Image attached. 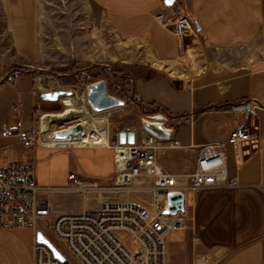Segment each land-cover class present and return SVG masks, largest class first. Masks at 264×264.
<instances>
[{"label":"crops","instance_id":"obj_1","mask_svg":"<svg viewBox=\"0 0 264 264\" xmlns=\"http://www.w3.org/2000/svg\"><path fill=\"white\" fill-rule=\"evenodd\" d=\"M49 1L0 0V131L18 118L32 130L35 107L45 104L41 93L53 89L44 86L38 69L69 64L71 58L129 68L135 81L132 101L139 108V103L159 105L169 118L167 136L178 145L162 150L159 160L171 172L193 169L190 146L224 141L247 124L255 136L238 151L228 148V174L237 183L188 191L187 227L170 231L167 264H264V0H176L167 11L164 0H88L104 13L120 50L113 42L102 48L91 35H80L85 20L78 18L76 29L69 16L56 21ZM161 11L186 13L197 34L177 39L156 19ZM74 30L79 34L72 35ZM248 104L249 110L236 108ZM150 123L164 125L159 118ZM138 126L121 127L113 140ZM89 144L96 143L48 140L31 148L0 135L3 152L16 154L0 163L34 158L37 180L45 186L67 185L71 172L108 185L115 173L114 149ZM49 197L52 219L77 212L60 209L57 193ZM33 241L30 228H0V264H33Z\"/></svg>","mask_w":264,"mask_h":264},{"label":"built area","instance_id":"obj_2","mask_svg":"<svg viewBox=\"0 0 264 264\" xmlns=\"http://www.w3.org/2000/svg\"><path fill=\"white\" fill-rule=\"evenodd\" d=\"M168 9L166 7V11ZM171 13L168 16L163 11L158 12L156 19L177 39L197 34L195 22L186 13ZM44 84L48 86L47 82ZM135 133L134 143H120L117 137L112 142L115 173L110 185L71 172L67 185L45 186L37 180L34 158L9 165L0 163V228L34 231L33 264H63L49 245L38 239V233L71 264H167L170 231L187 227L188 191L236 184V179L228 174V148L238 151L244 142L255 136L247 124H242L224 141L190 146L195 154L194 167L191 172L180 174L167 170L159 160L162 149L176 147V141L149 129L146 123ZM0 135L17 137L25 147L42 146L35 131L25 129L19 118L13 126L2 129ZM2 152L0 148V154ZM171 191L185 194L184 211L165 213ZM60 192H74L84 203L94 199L97 204L52 219L54 204L49 195ZM100 192L113 199L100 198ZM133 192L141 193L148 207L137 201L117 198V195ZM125 238H131L135 247H127Z\"/></svg>","mask_w":264,"mask_h":264},{"label":"rangeland","instance_id":"obj_3","mask_svg":"<svg viewBox=\"0 0 264 264\" xmlns=\"http://www.w3.org/2000/svg\"><path fill=\"white\" fill-rule=\"evenodd\" d=\"M48 5L54 8L53 15L56 21H66L69 16L70 24L75 29L77 28L75 22L78 18L85 20V22L81 21V25L78 26L81 28L80 30H83L82 33L80 32V35L82 34L84 37L91 35L90 37L95 42H98L102 48L106 47V43L108 42H113V47H117V50H120V48L123 47L115 38L104 13L100 12L97 7L94 6V4L89 3L88 0H51L48 2ZM74 33L79 34V31L74 30L72 35H74ZM73 54V51H70V55L72 56ZM72 59L74 60V63H72ZM69 61H71L69 64L57 65L53 68H46L41 65L42 68L38 69V75L43 83H48L49 90L50 88H53L52 90L68 89L73 91L74 95L70 97L77 98L76 100H79L78 102L83 101L85 108L81 109L82 111L73 112V118L61 120L57 116L59 114H65L67 111H71L72 108L75 109L78 105L76 100L71 104H67L63 100L68 96H63L57 101H45V104L42 106L37 105L34 110V124L32 130H34L39 137L40 143L54 138V132L70 125H75V131L81 130L80 122L83 119V116L86 118V121L88 120L90 122L93 120L95 123L97 121L98 127L101 126L100 128L103 129L107 128L110 138L108 144L110 145L113 144L112 142L113 138L116 136V132L126 125L138 124L139 126L135 129V132L138 133L140 126H142L143 123L147 124L159 118L166 128H170L171 123L168 116L162 111H159L156 105L146 106L147 109H142L138 107L136 101H132L134 98L133 87L135 81L129 77V75H131L129 68H124L123 66L118 65V63L115 64L114 61L106 62V64L81 63L79 60H77L79 62H75V58H71ZM98 81H105L107 92L111 96L123 100V104L103 111L94 109L88 97V89L91 84ZM159 116H161V118ZM37 123H39L41 127H39ZM43 128L45 129L43 130ZM14 156H16V154L13 153L11 149H6L0 154V158L2 157L1 159L3 162L11 160ZM187 163L190 164V161ZM191 171L192 170L188 168L184 173H189ZM57 195L58 198L56 199V202L60 203L59 208L66 212L69 210H75L78 212L83 209L84 206L93 208L97 204L94 199L87 200L84 203L80 197L79 200L64 192L57 193ZM187 195L188 199H191V193L188 192ZM123 197H128L125 200L130 199L132 201H137L148 207V204L143 200L141 193H124ZM124 242L130 249L135 247V243L131 238H125ZM61 244L66 246L64 240H61Z\"/></svg>","mask_w":264,"mask_h":264},{"label":"water","instance_id":"obj_4","mask_svg":"<svg viewBox=\"0 0 264 264\" xmlns=\"http://www.w3.org/2000/svg\"><path fill=\"white\" fill-rule=\"evenodd\" d=\"M176 0H164V3L167 7H173ZM74 92L68 89H55L52 91H45L42 92L40 98L43 101H57L61 99L63 96H72ZM88 97L89 100L94 107V109L98 111H103L112 107L119 106L123 104V100L118 99L114 96H111L107 92V85L105 81H98L89 86L88 89ZM237 109H246L249 110L251 105H237ZM146 126L149 129L157 130L162 132L164 135L169 134V130L166 129L162 124H151L147 123ZM136 133L135 131L125 129L117 134V139L120 143H134L135 142ZM185 210V194L182 191H171L168 193V206L165 210L167 214H175L178 211ZM38 239L42 242H45L49 245V247L54 252V255L60 259L63 264H71L61 252L48 240L46 239L41 233H38Z\"/></svg>","mask_w":264,"mask_h":264},{"label":"bare ground","instance_id":"obj_5","mask_svg":"<svg viewBox=\"0 0 264 264\" xmlns=\"http://www.w3.org/2000/svg\"><path fill=\"white\" fill-rule=\"evenodd\" d=\"M77 98L73 97H66L64 98V102L67 104H71L73 101H75ZM77 101V100H76ZM79 101V100H78ZM77 107L74 109L72 108L71 111H67L65 114H59L57 117L59 119H71L73 118V112L76 111H82L81 109L85 108V104L83 101L78 102ZM83 114V113H82ZM77 117V116H76ZM155 117V116H154ZM86 118L83 116V119L81 120V130H74L75 125H70L64 129L58 130L54 132V138H51L50 140H53V143H61V144H71L75 146H81L86 143H96V144H108L109 142V135L108 130L98 127L97 121L96 123L92 121H86ZM88 119V118H87ZM39 127H41L40 124H38ZM45 128H43L44 130ZM55 141V142H54ZM43 142V141H42ZM47 142V141H46ZM46 142L41 143L42 146H46ZM59 147H71V146H59ZM104 193L100 192V198H103ZM124 195L120 194L117 195V198L120 199V197ZM120 196V197H119ZM123 197V196H122ZM113 199V198H112ZM124 199V198H121Z\"/></svg>","mask_w":264,"mask_h":264},{"label":"trees","instance_id":"obj_6","mask_svg":"<svg viewBox=\"0 0 264 264\" xmlns=\"http://www.w3.org/2000/svg\"><path fill=\"white\" fill-rule=\"evenodd\" d=\"M139 104H140V106H141L142 109H147V107H146L144 104H142V103H139ZM156 106H157V109H158L159 111L162 110V112H163V109H162L161 106H159V105H156Z\"/></svg>","mask_w":264,"mask_h":264}]
</instances>
